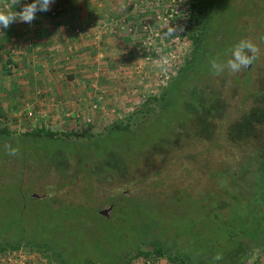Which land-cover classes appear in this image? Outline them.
Listing matches in <instances>:
<instances>
[{"label":"rangeland","instance_id":"rangeland-1","mask_svg":"<svg viewBox=\"0 0 264 264\" xmlns=\"http://www.w3.org/2000/svg\"><path fill=\"white\" fill-rule=\"evenodd\" d=\"M92 1L54 0L50 10L37 12L31 24L17 20L7 29L0 28V130L19 135L45 129L83 136L63 142V149L57 150L46 140L28 144L32 150L26 155H10L0 148V187L20 181L28 197L49 199L33 207L49 234L45 237L41 231L38 237L65 248L64 258L53 252V246L8 249L0 252V264H62L71 256L82 262L99 246L112 248L114 227L104 225L98 212L109 213L118 197L115 192L131 190L151 197L148 210L160 211L156 221L185 231L193 222L201 229L212 220L206 206L216 194L229 202L236 194L222 189H233L235 183L248 182L249 190L253 182L257 184L256 202L264 210V0H215L224 13L218 15L222 11L216 9V37L210 46L217 48L216 39L226 41L227 36L231 49L250 40L259 49L257 57L236 73L227 69L209 73L212 67L206 66L205 75L196 73L189 82L192 88L177 86L165 110L153 102L147 106L146 101L161 99L192 53L190 34L198 24L190 15V1ZM32 2L20 0L12 7V0H0V9L20 12ZM224 14L231 21L228 31ZM65 25L66 35L80 38L74 46L62 37ZM174 25L182 30L165 36ZM45 27L50 31L42 41ZM91 27L94 40L83 31ZM214 48L209 49L210 56L217 52ZM76 58L77 64L72 62ZM230 58L231 52L221 64ZM115 125H132V130L122 133L114 152L101 154L99 142ZM119 147L130 150L125 160ZM113 163L116 167L111 168ZM251 196L246 192L245 198ZM60 203L86 205L101 218L91 209L84 213L77 208L67 217L62 209L54 210ZM29 211L26 220L34 216ZM113 213L114 206L107 220ZM219 224L214 235L225 228L222 220ZM5 226L2 223L0 231ZM131 235L128 231L125 236ZM220 240L218 249L224 255L228 245L224 236ZM128 250L129 264H176L156 256L138 259L137 250ZM248 257L246 264H264V247Z\"/></svg>","mask_w":264,"mask_h":264},{"label":"trees","instance_id":"trees-1","mask_svg":"<svg viewBox=\"0 0 264 264\" xmlns=\"http://www.w3.org/2000/svg\"><path fill=\"white\" fill-rule=\"evenodd\" d=\"M2 1L9 2L11 0ZM189 1L190 15L198 24L195 30L190 34L193 43L192 53L180 69L176 82L171 85L161 99H147V106L153 102L155 105L158 107L160 106V108L165 110L169 96L175 94L178 85L180 87L182 86V89L184 87H187V89L192 88L193 85H191V83L194 81L196 73L203 71L206 66L211 65L213 60L217 63H222L224 55L227 56L232 50V40H228V36L225 40L227 43L230 42V47L227 44H224L226 41L222 40L219 42L218 39H216L217 41L215 42L217 48L210 46L211 38L214 36L216 37L214 33V28L216 27L215 18L218 13L216 9L218 8L217 10L222 11L218 13V15L224 13L221 5L216 3L215 0ZM224 16L225 22L227 23L226 31H228V28L230 27L229 23H231V21L229 16L227 17L225 14ZM236 23H238V18ZM210 48L217 50L213 56L209 55ZM212 71L214 72V70L210 68L209 73ZM204 72L207 73V71H203V74ZM186 83H189L190 85L188 84V86ZM154 108L157 107H149L151 110ZM136 125L140 126L141 123ZM130 130H132V125H126L125 128L120 125H115L108 130L104 138L99 142L101 154L114 152L116 145L121 142L120 139H122V133H126ZM82 137V135L77 133L64 134L45 129L36 132H26L19 135L14 134V132L7 129H1L0 148L6 152L8 150L5 145H11V148L14 149L19 147L17 153L19 155H26L28 154V151L31 152L32 150L28 144L33 145L34 143V145H37L42 140H46L48 141V144L55 146L57 150L60 148L63 149L62 146L65 144L63 142H67L70 139L78 141ZM122 143L123 146H125V143ZM146 144L147 143H144L143 145ZM119 150L123 151L124 154L122 153V157L125 160V158L128 157L130 150H126L123 147H119ZM255 163L256 165L259 164V159ZM113 164L114 165H112L111 168L116 167L115 163ZM256 169L257 168L254 169V173ZM19 182L20 181H15L14 184L8 186L1 185L2 187H0V209L6 211L3 214L0 212V225L4 222L7 223V226H5L4 229L1 228L0 231V252L2 253L8 249L19 250L29 245L47 249L53 246V252L64 258L63 251H65V248H62V245L57 246L58 241L54 242L53 239L40 240L38 237L41 231H43L45 237L49 236V234L46 231L47 229L42 228L45 223L44 218H42L40 213L37 214V211H33V207L36 204L50 200L45 197H42L41 199L28 197V194L24 193L22 183ZM247 183L248 182H243L242 184L235 183L233 189L228 187L222 189L228 192L227 194H236L234 197L233 195L232 197H229V202L219 200L217 199L219 196L217 194L214 195V199H212V201L210 200L209 205L206 206L211 212L210 219L212 220L206 221V223L203 224V229H200L197 221L193 222L189 231H187V229L186 231L181 229L177 230V228L173 226L170 227L168 223L161 224L156 221L154 216H158L160 211L156 209V214V210H148V203L154 201L151 197L144 198L131 190L126 193L115 192L118 197L112 204L114 206L112 219L107 220L102 217L104 225L114 227V237L112 240L113 247L110 249L107 247L102 250L99 246V250L93 251L94 253L91 251L92 255H89V260L78 262L77 259H75V256H71L69 261L64 259L62 264H129L132 261V257L130 255L128 256V249L137 250L134 256L138 259L156 256L157 258H167L169 261L176 264H246L249 258L248 256L251 253L264 247V210L261 206L259 207V204H257L258 201L256 200L260 195V190L254 182L251 184L253 189L249 190L247 188L249 184ZM9 187L10 190L8 192H3ZM246 192L250 196L252 193L250 200L249 197L245 198ZM181 194H184L186 197H191V195L186 193ZM238 194L241 195L240 197L243 196L242 199L237 196ZM58 198L59 197H55L54 200ZM178 198H180V196ZM10 201H13L12 207L9 204ZM200 204L203 205L202 201ZM57 208L60 210L62 209V213L67 212V217L72 216V210L75 208L78 210L80 209L82 212L91 209L86 205H68L65 203L56 205L54 210ZM8 210H11L12 213L9 214ZM28 210L34 212V216L26 220L25 215ZM91 210L94 212L96 218H101L96 214V210ZM81 215H78L77 217L81 218ZM152 216V220H149ZM220 219L223 221L225 228L221 229L220 234L214 235L212 232L217 228H221L219 224L221 221ZM225 219L226 224L224 223ZM34 223L37 225L34 226ZM215 224L219 225L216 226ZM224 229L225 231L227 230L226 234L225 232L222 233ZM128 231H131L132 235L126 237L125 235ZM7 236H10V238L8 239ZM222 236H224L226 244L228 245V252L224 255H222L220 253L221 251L218 249L221 244L220 237ZM4 237L7 239H4ZM218 237L219 240H217ZM151 239H155L157 244H153L154 242ZM151 244L152 249H147V246ZM218 253L223 257L219 261L213 259Z\"/></svg>","mask_w":264,"mask_h":264},{"label":"clouds","instance_id":"clouds-1","mask_svg":"<svg viewBox=\"0 0 264 264\" xmlns=\"http://www.w3.org/2000/svg\"><path fill=\"white\" fill-rule=\"evenodd\" d=\"M54 0H33L32 3L25 4L20 12L10 11L8 8L0 9V28L7 29L13 22L17 20L31 24L37 18V12H47L50 10ZM20 3V0H12V7ZM182 30V27L176 25L169 26L164 33L165 36H175L177 31ZM259 52L258 47L250 40H241L232 50L231 58L225 64L212 61L211 67L217 73H222L225 69L236 73L242 69L252 65ZM165 59V63H166ZM10 155H16L17 149L11 148V145H5ZM221 254L213 257L214 260H221Z\"/></svg>","mask_w":264,"mask_h":264},{"label":"crops","instance_id":"crops-1","mask_svg":"<svg viewBox=\"0 0 264 264\" xmlns=\"http://www.w3.org/2000/svg\"><path fill=\"white\" fill-rule=\"evenodd\" d=\"M97 1H99V0H93L92 2H94V3H97ZM65 27V28H64ZM64 27H62V30H61V33H62V37H64L65 39H66V41H69V42H71L70 43V45H72V46H74L75 45V43H79L80 41V38H78L77 39V37L75 36V37H69L68 35H66L65 33L66 32H69V30L68 29H66V28H69L67 25H65ZM76 28H77V26H76ZM96 28V27H95ZM55 30H57V29H55ZM48 31H50V29H47L46 27L44 28V30L42 31L43 32V37H42V41H44L45 40V38L46 39H48L47 37H46V35H47V33H48ZM51 31H54V29H51ZM72 31H74L75 32V30H74V28H72ZM83 31H89L91 34H92V37H91V39H95L96 37H95V33H94V31H93V29H92V27L91 28H86V29H84ZM41 32V33H42ZM60 31H57L56 33H59ZM39 34V33H38ZM88 35V34H87ZM61 39V37L60 36H57L56 37V39H57V41H59V39ZM105 40H109V39H106V38H104ZM52 40H55L54 38H52ZM51 40V41H52ZM48 41H50V40H48ZM45 42H47V41H45ZM70 52V54L73 56V58L75 57V55H73L74 54V51H69ZM73 63H79V60H78V58H76V59H74V61H72Z\"/></svg>","mask_w":264,"mask_h":264},{"label":"water","instance_id":"water-1","mask_svg":"<svg viewBox=\"0 0 264 264\" xmlns=\"http://www.w3.org/2000/svg\"><path fill=\"white\" fill-rule=\"evenodd\" d=\"M38 198H42V197H38ZM112 209H113V206H110V207L108 208V211H109L108 214L106 213V211H100L99 213H100V215H102V216H104L105 218L109 219V218H110V217H109V214H110V211H112Z\"/></svg>","mask_w":264,"mask_h":264},{"label":"flooded vegetation","instance_id":"flooded-vegetation-1","mask_svg":"<svg viewBox=\"0 0 264 264\" xmlns=\"http://www.w3.org/2000/svg\"><path fill=\"white\" fill-rule=\"evenodd\" d=\"M41 199V198H40ZM104 217V216H103ZM107 219V218H106ZM110 219V218H109Z\"/></svg>","mask_w":264,"mask_h":264}]
</instances>
